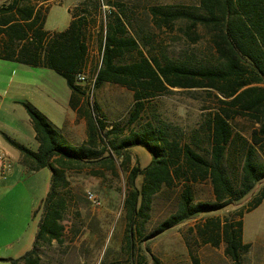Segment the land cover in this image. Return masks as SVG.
I'll return each instance as SVG.
<instances>
[{
    "label": "rangeland",
    "instance_id": "obj_1",
    "mask_svg": "<svg viewBox=\"0 0 264 264\" xmlns=\"http://www.w3.org/2000/svg\"><path fill=\"white\" fill-rule=\"evenodd\" d=\"M36 1V0H35ZM40 2L42 0H39ZM8 2L3 0L0 5ZM36 3V2H35ZM38 2L35 4L37 5ZM117 4L124 6L126 14L132 16L129 33L136 36L140 49L147 56L156 58L161 64L181 63L192 67L216 64L211 38L206 29L199 26L188 30L185 20H175L169 25L157 23L150 15L152 7L191 8L199 7V0H49L45 14L44 28L50 32H61L68 28L70 9L73 14L82 15L87 10L86 44L88 47L85 75L95 77L101 64L100 37L103 34L109 11H117ZM97 7V8H96ZM144 43V44H143ZM146 46V47H145ZM134 57H126L131 62ZM11 80V90L7 83ZM17 82L25 85L20 89L19 105L10 109ZM84 89L82 109L74 114L69 107L70 90L63 77L49 69L32 68L20 63L0 60V154L13 164L6 181L0 180V264H10L2 259H19L33 247L40 206L49 192L51 172L41 169L28 172L20 163V153L5 138L20 143L31 151L37 150V141L31 121L21 103H29L59 131L67 135L71 146H78L87 140V129L77 125L79 119L85 122L86 112L94 110L95 117L107 125L124 126L132 110L133 92L120 85L104 84L94 89L93 94ZM6 90V91H5ZM145 110L133 126L125 125L121 135L106 138L112 146L130 129H139L148 120L158 125L170 138L191 144L197 152L209 158V145L204 125L209 113L216 108V93L206 89L169 88L144 101ZM8 107V106H7ZM236 135L249 139V133L257 125L244 118L232 121ZM97 137V148L101 149L104 133ZM85 137V138H84ZM109 146V145H108ZM130 160L122 163L118 155H111L113 167L97 163L84 164L80 169L68 171V207L62 215L64 227L62 243L52 242L40 246V264H234L225 254L224 240L215 237L214 244L208 237L209 222L221 228L226 220L236 222L242 213L243 243L250 249L241 256L242 264H264V199L247 212L251 202L264 189V179L241 200L233 202L215 212H204L185 220L177 226L153 237L148 236L179 205L182 190L180 184L172 189L163 188L152 199L148 219L138 218L134 223L129 247L128 217L125 200L129 194L128 174L138 166L143 168L151 155L141 147L126 151ZM109 155L110 153H104ZM262 157L261 153L258 154ZM264 159V157H263ZM224 168L230 181L237 186L240 181L239 154L231 150L224 159ZM142 178H138L139 188ZM194 203L214 200L209 180L192 185ZM93 193L98 205L87 199ZM37 211V215L34 213ZM215 233L219 231L214 230ZM202 232V234H200Z\"/></svg>",
    "mask_w": 264,
    "mask_h": 264
},
{
    "label": "trees",
    "instance_id": "obj_2",
    "mask_svg": "<svg viewBox=\"0 0 264 264\" xmlns=\"http://www.w3.org/2000/svg\"><path fill=\"white\" fill-rule=\"evenodd\" d=\"M3 0H0L2 2ZM49 0H8L0 5V60L20 63L32 68H45L64 78L70 90L69 106L77 114L82 109L85 94L77 75L87 64V18L73 14L68 28L61 32L44 29ZM38 2L37 5H35ZM97 8V7H96ZM117 11H109L103 34L100 37L101 64L95 75L94 88L104 84L124 86L133 92V107L124 124L133 126L145 110L144 101L167 91L169 88L206 89L216 93L217 106L205 120L209 158L197 152L191 144L181 143L166 135L158 125L148 120L139 129L118 138L110 146L106 138L121 135L124 126L107 125L96 118L94 110L86 112L87 140L78 146L68 144L62 132L29 103H21L33 127L37 150L31 151L5 136L20 153V163L28 172L49 169V192L41 202L37 231L33 247L19 259H2L10 264H40V246L52 242L62 243L64 227L62 215L68 207L67 172L80 169L87 163L113 167L111 155H118L122 163L130 160L126 151L141 147L150 155L149 164L133 167L128 174L129 194L125 200L128 217L129 247L138 218L148 219L152 199L163 188L172 189L180 184L179 205L148 236L153 238L204 212H215L241 200L264 179V0H199V7L173 8L157 6L150 15L169 25L175 20H185L188 30L199 26L211 38L216 64L192 67L181 63L161 64L140 49L136 36L129 33L132 16L124 6L117 4ZM144 44V43H143ZM146 47V46H145ZM134 57L125 62L126 57ZM244 118L255 125L249 139L234 133L232 121ZM106 131L98 150L97 137ZM109 145V146H108ZM239 154L240 181L235 186L228 178L224 159L230 152ZM110 153L104 155V153ZM261 153L262 157H259ZM142 178L138 188L136 182ZM209 180L214 200L194 203L192 185ZM264 199V189L251 202L247 212L256 208ZM37 215V211L34 216ZM242 213L236 222L226 220L219 228L209 222L208 237L214 244L215 237L225 243V254L234 264H242L241 256L250 249L243 243ZM215 229H218L215 233ZM202 234V232H200Z\"/></svg>",
    "mask_w": 264,
    "mask_h": 264
},
{
    "label": "built area",
    "instance_id": "obj_3",
    "mask_svg": "<svg viewBox=\"0 0 264 264\" xmlns=\"http://www.w3.org/2000/svg\"><path fill=\"white\" fill-rule=\"evenodd\" d=\"M77 81L79 84L86 85L88 87L87 91H89L91 94L94 92V83H95V77L92 79H89L84 72L77 75ZM13 169L12 162L3 154H0V180L5 181L9 175V173ZM87 199L95 206H97L98 200L96 199L95 195L93 193H87Z\"/></svg>",
    "mask_w": 264,
    "mask_h": 264
},
{
    "label": "crops",
    "instance_id": "obj_4",
    "mask_svg": "<svg viewBox=\"0 0 264 264\" xmlns=\"http://www.w3.org/2000/svg\"><path fill=\"white\" fill-rule=\"evenodd\" d=\"M70 10V9H69ZM69 10H68V12H69ZM71 20H72V18H71V16H70V22H71ZM69 22V23H70ZM45 29V28H44ZM46 30V29H45ZM47 31V30H46ZM48 32H50V31H48ZM38 69H45V68H38ZM11 80H13L12 79V77L10 78V80L8 81V83H7V88H6V90L8 89V91L9 90H11V87H12V85H10L11 84ZM25 87V85L23 84V83H21V82H17L16 83V86H15V88H14V99H13V101H12V105H7V106H5L6 107V109H10V110H12V108H14V107H16V105H19V103H20V101H18L19 99H18V97L20 96V89L19 88H24ZM5 90V91H6ZM70 107V106H69ZM71 109V108H70ZM1 110H3V105H0V111ZM72 112H73V114H74V121H73V126L75 127L76 125V119H77V116H76V112L75 111H73L72 110ZM78 126H79V129L81 128L82 129V131H84V136H85V128H86V126H85V122H82L81 121V119H79V122H78V124H77ZM80 129V130H81ZM63 134V136L65 137V138H67V135L65 134V133H62ZM34 138H35V134H34ZM85 138V137H84ZM6 181V180H5ZM3 182V181H2Z\"/></svg>",
    "mask_w": 264,
    "mask_h": 264
}]
</instances>
